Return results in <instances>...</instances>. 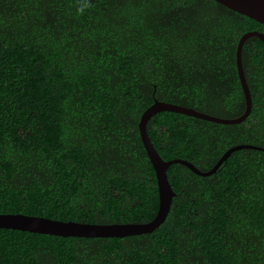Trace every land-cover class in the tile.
I'll list each match as a JSON object with an SVG mask.
<instances>
[{"label":"trees","instance_id":"trees-1","mask_svg":"<svg viewBox=\"0 0 264 264\" xmlns=\"http://www.w3.org/2000/svg\"><path fill=\"white\" fill-rule=\"evenodd\" d=\"M264 25L214 0H0V213L146 222L158 209L138 121L153 98L243 113L235 51ZM252 107L236 124L182 113L146 129L165 160L209 170L264 147V43L242 46ZM152 232L57 236L0 229V264H264V151L207 176L174 163Z\"/></svg>","mask_w":264,"mask_h":264},{"label":"water","instance_id":"water-1","mask_svg":"<svg viewBox=\"0 0 264 264\" xmlns=\"http://www.w3.org/2000/svg\"><path fill=\"white\" fill-rule=\"evenodd\" d=\"M214 1L264 25V0ZM252 36L259 38L264 43V33L262 31L250 30L244 32L240 36L235 51L236 70L245 100V108L242 114L233 118H225L211 115L191 107L161 101L155 97L153 98V102L141 114L137 124L138 132L147 157L153 167L158 192V209L155 216L151 220L146 222L96 223L60 220L19 212H3L0 213V229H14L62 237L73 236L86 238H121L130 235L150 233L166 219L170 210L172 199L175 196V192L173 191L167 177V169L171 164L179 163L186 166L197 175L207 176L214 173L222 161L227 159V157L236 150L245 148L264 151V147L261 146L246 143L236 144L225 150L209 170L203 171L197 168L190 161L183 158H172L168 160L163 159L151 142L146 129L148 120L156 113L162 111L182 113L188 116L221 124H236L244 121L251 111L252 100L242 65V46L245 40Z\"/></svg>","mask_w":264,"mask_h":264}]
</instances>
